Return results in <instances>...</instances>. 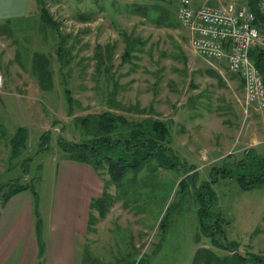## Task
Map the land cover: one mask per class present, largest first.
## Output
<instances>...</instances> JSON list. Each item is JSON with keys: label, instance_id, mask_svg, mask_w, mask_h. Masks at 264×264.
Segmentation results:
<instances>
[{"label": "rangeland", "instance_id": "obj_1", "mask_svg": "<svg viewBox=\"0 0 264 264\" xmlns=\"http://www.w3.org/2000/svg\"><path fill=\"white\" fill-rule=\"evenodd\" d=\"M124 1L31 0L26 14L0 19V183L4 195L9 183L27 186L35 211L33 229L1 264H35L36 249L45 253L47 243L52 251L66 147L91 141L94 132L80 120L105 112L162 122L179 159L173 166L147 159L119 181L107 166L90 164L96 189L88 229L76 234L74 264H193L204 248L229 255L201 230L194 187L204 182L214 194L212 209L231 222L230 241L244 255L264 254V186L244 190L212 169L242 158L252 136L264 142V109L246 106L242 79L226 61L196 54L177 15L181 0ZM41 8L58 30L41 20ZM36 59L51 71L48 89L33 70ZM84 201L82 193L80 206Z\"/></svg>", "mask_w": 264, "mask_h": 264}, {"label": "trees", "instance_id": "obj_2", "mask_svg": "<svg viewBox=\"0 0 264 264\" xmlns=\"http://www.w3.org/2000/svg\"><path fill=\"white\" fill-rule=\"evenodd\" d=\"M246 2L256 13L258 23H261L262 16L258 10L257 0H246ZM41 20L55 30L59 29L51 14L44 8H41ZM102 51L100 52L99 48V58H102L100 56L103 54ZM61 52L62 50H60ZM61 56H65L64 52L61 53ZM108 56L111 60L113 59L112 51H108ZM250 56L264 80V48L256 47L251 51ZM39 61L36 59L37 65L33 67V70L38 74L43 88L48 89L45 80H50L52 74L51 71L44 69L43 63L40 64ZM71 99L69 97L72 114ZM119 120L123 121L124 131L118 128ZM80 122L87 131L94 132V138L81 144H70L69 147H66L68 151H66V158L88 165L96 161V167L103 169L107 166L113 180L119 181L128 168L139 169L142 163L150 158L158 159L162 165L170 163V166H173L176 164L173 158L176 160L178 156L166 145L168 130L166 125L160 121L145 119L141 122H134L118 114L105 112L99 116L83 118ZM113 133L116 134L115 139L111 137ZM232 157H234L233 161L225 160L221 166L213 167V175L221 174L222 178H234L244 190L264 186V152L250 149L244 153L242 158H235V156L229 158ZM9 184L11 185L10 189L4 195V185L0 183V195H4L2 199L4 203L13 195L28 189L27 186H17L15 182ZM194 189H196L202 232L215 246L230 253L220 257L210 249H199L193 264H247L249 261L252 264H264L263 253H255L252 256L244 255L240 253L237 243L228 238L226 226L231 222L212 209L215 199L210 182H204L200 187H194Z\"/></svg>", "mask_w": 264, "mask_h": 264}, {"label": "crops", "instance_id": "obj_3", "mask_svg": "<svg viewBox=\"0 0 264 264\" xmlns=\"http://www.w3.org/2000/svg\"><path fill=\"white\" fill-rule=\"evenodd\" d=\"M124 2L131 3L134 0H125ZM30 3L31 0H0V7L5 9L0 14V19L26 14ZM253 137L249 139L247 136L250 140L249 145L253 147L251 149L264 152V142ZM256 145L258 147L254 148ZM62 162L63 169L58 180V204L52 214L53 248L50 252L47 243L45 253L42 248L38 251L36 249L34 260L37 263L35 264H74L76 258H74L73 247L75 243L77 252L79 242L76 234L83 228L88 229L89 207L96 189L95 177L93 174L91 175V166L69 159H63ZM29 191L27 189L13 195L0 209V264L3 258L17 245L19 239L21 241L24 239L26 231H30L29 226H32L33 229L35 211L32 205L34 197ZM82 193L85 195V201L80 206Z\"/></svg>", "mask_w": 264, "mask_h": 264}, {"label": "built area", "instance_id": "obj_4", "mask_svg": "<svg viewBox=\"0 0 264 264\" xmlns=\"http://www.w3.org/2000/svg\"><path fill=\"white\" fill-rule=\"evenodd\" d=\"M262 22L246 0L216 3L204 0H181L177 15L189 31L190 44L196 54L209 62L226 61L230 71L244 84L246 106L264 109V80L251 59L256 47L264 48V0H258ZM5 77L0 70V90Z\"/></svg>", "mask_w": 264, "mask_h": 264}]
</instances>
